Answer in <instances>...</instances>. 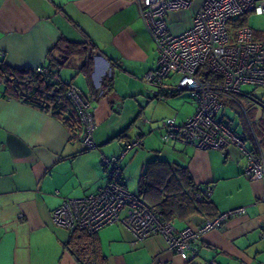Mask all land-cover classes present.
<instances>
[{"label": "crops", "instance_id": "1", "mask_svg": "<svg viewBox=\"0 0 264 264\" xmlns=\"http://www.w3.org/2000/svg\"><path fill=\"white\" fill-rule=\"evenodd\" d=\"M58 43L81 44L92 57L88 72L81 54L53 70L58 81L93 97L95 146L71 139L50 114L4 95L0 81V264H77L65 247L71 232L56 226L50 213L64 198L82 197L104 185L102 155H119L136 140L137 147L125 151L119 165L126 188L142 193L145 203L175 195L177 186L171 183L182 171L197 187L210 189L206 201L216 215L239 207L245 213L202 233L199 252L191 259L171 251L159 233L134 243L129 229L110 224L95 234L108 264L264 263V205L259 201L264 184L244 175L247 156L233 143L197 149L161 139L162 121L174 117L180 124L194 105L189 95L185 99L169 88L156 96L143 80L155 68L156 51L135 1L0 0V64L46 66L50 55L62 53L55 49ZM173 78L178 75L166 79L168 87ZM234 129L243 132L241 126ZM181 204L172 205L175 229H195L206 219Z\"/></svg>", "mask_w": 264, "mask_h": 264}, {"label": "built area", "instance_id": "2", "mask_svg": "<svg viewBox=\"0 0 264 264\" xmlns=\"http://www.w3.org/2000/svg\"><path fill=\"white\" fill-rule=\"evenodd\" d=\"M134 1L155 42V68L148 70L143 80L156 96L167 88L173 92L186 91L194 105L193 113L182 123H176L174 117L162 121L161 139L165 143L181 142L197 149H223L233 143L247 156L244 175L264 184V156L259 147V154L246 148L244 133L217 117L223 100L235 102L243 109L236 99L242 86L264 88V33L247 24L237 25L241 16L264 15V0H203L192 17V26L178 34L167 31L165 15L169 10L189 7L192 0ZM228 27L235 29L231 36ZM34 70L48 80L56 79L44 66ZM200 71L209 72L210 80H202L198 76ZM173 74L178 75V79L168 87L165 81ZM67 86L66 97L79 112L81 141L87 148H93V97L82 94L71 84ZM247 98L255 100L251 95ZM138 144L137 140L127 142L119 155H102L101 163L107 175L104 185L82 197L64 198L50 213L53 223L70 232L83 230L90 234L120 223L131 231L134 243L159 233L171 251L191 259L199 252L202 233L221 228L229 217L245 213L244 207L221 212L204 219L195 229L177 230L172 223L162 221L160 215L125 186L120 160L125 151ZM209 195L210 189L203 188L196 198ZM259 201L264 205V191ZM260 235L264 237V214Z\"/></svg>", "mask_w": 264, "mask_h": 264}, {"label": "trees", "instance_id": "3", "mask_svg": "<svg viewBox=\"0 0 264 264\" xmlns=\"http://www.w3.org/2000/svg\"><path fill=\"white\" fill-rule=\"evenodd\" d=\"M245 23L246 15L237 19V25H244ZM55 49L62 50L59 58L50 55L47 65L44 66L54 75H56L55 72L57 71L53 70V68H60L71 56L76 54H81L85 57V70L86 72L90 70L92 57L90 54H86L83 45L77 43L61 45L58 43L55 45ZM198 76L202 80H210V75L207 71H200ZM57 78L58 76L56 75V79L48 80L37 73L34 68H12L5 64H0V81L4 85V95L16 98L26 105L50 114L62 122L67 128L71 139L81 140L82 126L79 112L66 97L67 84L71 83L58 81ZM171 93L176 94L178 92L171 91ZM252 149L254 153H257V147ZM171 184L177 186L175 187V195H168L164 201L158 203H148L150 209L160 215L162 221L170 222L174 218L177 210L172 205L178 201H181L182 207L189 209L190 212L203 214L202 216L209 219L216 216V213L212 211L211 203L206 201V196H202L200 199L196 198L201 188L194 185L191 177L186 175V173L181 171V174L178 177L176 176L175 181ZM176 195L181 196V198L179 200L174 199ZM138 196L142 197V193H139ZM95 234H90L83 230L71 232L65 247L74 257L77 264H108L107 259L100 251Z\"/></svg>", "mask_w": 264, "mask_h": 264}, {"label": "rangeland", "instance_id": "4", "mask_svg": "<svg viewBox=\"0 0 264 264\" xmlns=\"http://www.w3.org/2000/svg\"><path fill=\"white\" fill-rule=\"evenodd\" d=\"M202 2L203 0H192L191 5L187 8L169 10L165 15L167 31L171 34H178L189 29L192 26V17ZM245 24L257 32L264 33V15L250 13L246 15ZM234 32L235 29L233 27H228L230 36ZM176 81L177 78H173L171 83L175 84ZM262 93H264V88L262 87L244 85L241 88L242 96H236L238 103L243 106V109L235 102L223 100L222 107L217 115L219 119L231 128L234 129L238 126L243 128L245 147L248 149L260 146L264 150V98H262ZM182 95L186 99L188 98L186 95L189 94L183 91ZM248 95L253 96L255 100L251 101L247 98Z\"/></svg>", "mask_w": 264, "mask_h": 264}]
</instances>
